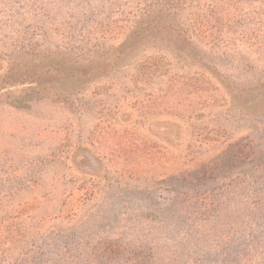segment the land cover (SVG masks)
<instances>
[{
	"label": "rangeland",
	"instance_id": "rangeland-1",
	"mask_svg": "<svg viewBox=\"0 0 264 264\" xmlns=\"http://www.w3.org/2000/svg\"><path fill=\"white\" fill-rule=\"evenodd\" d=\"M0 264H264V0H0Z\"/></svg>",
	"mask_w": 264,
	"mask_h": 264
}]
</instances>
